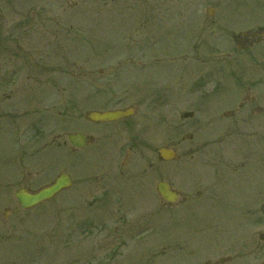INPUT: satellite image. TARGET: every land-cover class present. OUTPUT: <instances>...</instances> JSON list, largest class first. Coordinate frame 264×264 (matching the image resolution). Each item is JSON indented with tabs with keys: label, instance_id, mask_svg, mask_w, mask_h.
<instances>
[{
	"label": "rangeland",
	"instance_id": "374dc122",
	"mask_svg": "<svg viewBox=\"0 0 264 264\" xmlns=\"http://www.w3.org/2000/svg\"><path fill=\"white\" fill-rule=\"evenodd\" d=\"M11 3L0 0V264H193L201 230L264 202V0ZM73 131L95 147L71 150ZM160 147L177 158L159 160ZM63 170L72 189L19 207L17 188ZM100 176L108 195L94 192ZM162 180L179 192L172 206Z\"/></svg>",
	"mask_w": 264,
	"mask_h": 264
},
{
	"label": "flooded vegetation",
	"instance_id": "af4514ba",
	"mask_svg": "<svg viewBox=\"0 0 264 264\" xmlns=\"http://www.w3.org/2000/svg\"><path fill=\"white\" fill-rule=\"evenodd\" d=\"M13 1L16 0H1L3 4L7 5L11 2L13 4ZM26 1L24 0V2ZM245 36L247 41L253 42L250 33H246ZM188 135L191 136V134ZM93 141L92 137L90 144ZM129 150L130 148L126 149L127 153ZM127 153L123 157L125 159L121 161L123 166L129 156ZM104 177H97L94 183L96 187L94 192L103 196L108 195L113 186V181H106ZM176 192L179 196V192ZM257 192L259 191L256 190L249 194L248 199L255 198ZM111 196L113 195L111 194ZM101 199L96 202L101 203ZM237 211L236 216H240L242 223L229 225L224 223L227 217H221L216 219V224L213 226L209 224L205 230H201V232L204 231L206 237V247L200 253L199 250L197 252L196 248L193 252L191 251L194 254L191 259L193 264H262L264 262V215L261 213V206H252L246 210L243 208ZM259 216L263 219H260ZM115 229L117 230V228ZM194 239L196 241V237Z\"/></svg>",
	"mask_w": 264,
	"mask_h": 264
},
{
	"label": "water",
	"instance_id": "95a60500",
	"mask_svg": "<svg viewBox=\"0 0 264 264\" xmlns=\"http://www.w3.org/2000/svg\"><path fill=\"white\" fill-rule=\"evenodd\" d=\"M128 112H129L128 110L90 112L87 115V117L93 121H109L123 117L126 114H128ZM68 139L71 144L76 145L78 147L81 146L85 140L82 134L70 135L68 136ZM160 154L161 156H164V158L166 159H169L173 156V152L171 150H165V149L164 150L161 149ZM69 183H70V179L67 176V174L61 173L55 178V180L51 184L42 187L37 191L31 192L23 187L16 189L14 192V197L16 198L17 202L22 208L28 209L37 205L42 201L51 198L61 189L68 186ZM158 191L161 193L162 197H164L166 201L168 202L174 201V194L168 191V186L165 183L159 184ZM262 212L264 213V204L262 206Z\"/></svg>",
	"mask_w": 264,
	"mask_h": 264
}]
</instances>
